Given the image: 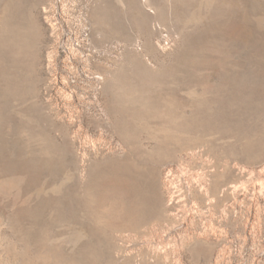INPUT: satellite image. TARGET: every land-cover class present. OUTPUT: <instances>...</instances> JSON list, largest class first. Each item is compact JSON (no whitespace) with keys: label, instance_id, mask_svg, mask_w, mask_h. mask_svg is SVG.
I'll return each instance as SVG.
<instances>
[{"label":"rangeland","instance_id":"374dc122","mask_svg":"<svg viewBox=\"0 0 264 264\" xmlns=\"http://www.w3.org/2000/svg\"><path fill=\"white\" fill-rule=\"evenodd\" d=\"M0 264H264V0H0Z\"/></svg>","mask_w":264,"mask_h":264},{"label":"bare ground","instance_id":"6f19581e","mask_svg":"<svg viewBox=\"0 0 264 264\" xmlns=\"http://www.w3.org/2000/svg\"><path fill=\"white\" fill-rule=\"evenodd\" d=\"M170 112H171V111H170ZM133 113H134V112H133ZM173 113H174V112H173ZM134 115H135V114H134ZM146 115H148V114H146ZM150 115H151V113H150ZM170 116H171V115H170ZM173 116H174V115H173ZM132 117H133V116H132ZM147 117H148V116H147ZM152 117H153V116H152ZM168 117H169V116H168ZM168 117H167V118H168ZM145 118H146V117H145ZM171 118H172V117H171ZM147 119H148V118H146L145 121H147ZM169 119H170V117H169ZM143 125H144V124H143ZM138 127H139V126H138ZM152 128H153V127H152ZM145 129H146V128H145ZM148 132H151V131H148ZM165 132H166V131H165ZM115 203H116V202H115ZM116 206H117V205H116ZM111 209H113V208H111ZM109 210H110V209H109Z\"/></svg>","mask_w":264,"mask_h":264}]
</instances>
